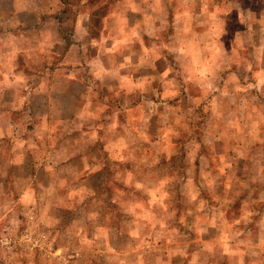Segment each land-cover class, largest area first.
I'll return each instance as SVG.
<instances>
[{
    "label": "clouds",
    "instance_id": "9594fccd",
    "mask_svg": "<svg viewBox=\"0 0 264 264\" xmlns=\"http://www.w3.org/2000/svg\"><path fill=\"white\" fill-rule=\"evenodd\" d=\"M65 7H0V138L50 165L48 185L0 184V264H264V0ZM56 75L83 87L80 103L37 115L25 140L13 115ZM89 144L99 159L85 163L111 167L107 201L88 171L60 164Z\"/></svg>",
    "mask_w": 264,
    "mask_h": 264
},
{
    "label": "rangeland",
    "instance_id": "374dc122",
    "mask_svg": "<svg viewBox=\"0 0 264 264\" xmlns=\"http://www.w3.org/2000/svg\"><path fill=\"white\" fill-rule=\"evenodd\" d=\"M65 3H66V7L63 9V12L66 16H71L72 8L75 3V0H65ZM57 77L60 76L56 75L55 78ZM55 78L53 79L50 77L51 83L44 84L43 87L45 91L37 93L32 98L30 104L27 106V109L25 111H18L14 113L13 120L21 122L24 125V127H26L27 129V132L25 133L23 139L26 140L27 133L32 132L34 130V126L36 124L41 123L40 121L35 119L37 115L43 114L45 112H50L55 107L64 106V104L59 103L56 100V97L52 96V89L55 88L54 87L55 83L56 85L59 84V86H61L62 89L64 88V86L65 89L67 87L66 85L62 86L60 81L55 82ZM49 88L51 89L50 94H48L47 92ZM101 99L103 100V96L101 97ZM74 105L77 104L74 103L73 106ZM29 117L33 118L31 123L28 122ZM76 132L77 133H74L72 135L66 134L64 136H61L60 139L55 141L56 147H59L61 144H64L66 142L77 140L80 137L81 132L80 131H76ZM88 147L89 149L92 148L99 149L100 145L89 144L83 147L84 150L73 151L72 154L67 157V159H61L60 164L61 166H66L73 170L84 169L88 171L89 174L87 177V183L95 189L97 194L104 196L105 200L107 201L112 195L111 190L106 186L107 180L112 175L111 167L105 166L104 169H101L102 168L101 166L100 167L96 166V167H92L93 171L92 168L87 169L88 163H85V161L82 158V155L90 154L89 152H87ZM99 151L100 149L98 151H95V154H93V155H97L98 159H99V155H98ZM10 159L12 162H10ZM194 164L197 168H199L201 161L197 159L196 161H194ZM177 166H180L179 161H177ZM246 167H247V163L245 161L238 162L237 172H236L237 176L242 175ZM49 168L50 165H48L46 162L41 161L40 154L34 149L30 148L27 144H20V146H18L17 141H14L7 137L0 138V184L7 186L13 181L18 183H23L25 181L35 178L36 182L44 185H48L50 183V176L48 174ZM94 170H96V172H94ZM88 190L89 189L86 187L82 188L81 194H83ZM238 209H239V204L235 206L234 211ZM70 219L71 217L68 214H65V222H68ZM125 219L126 217L122 216L118 212L114 213L112 219L113 229L115 231H119ZM249 227H252V225H249ZM109 243L110 244L115 243L118 247H124L126 245L125 238L119 236L114 242L112 240H109ZM93 264H97V262L93 261ZM100 264H103L102 259L100 261ZM172 264H179V258H174L172 260ZM219 264H226V261L222 260L219 262Z\"/></svg>",
    "mask_w": 264,
    "mask_h": 264
},
{
    "label": "crops",
    "instance_id": "0c3cea01",
    "mask_svg": "<svg viewBox=\"0 0 264 264\" xmlns=\"http://www.w3.org/2000/svg\"><path fill=\"white\" fill-rule=\"evenodd\" d=\"M6 6H7V0H5L4 5H0V7H6ZM74 58H75L74 57V53L69 48V50L66 52V59L67 60H72ZM68 67L71 68V64H69ZM56 81H60L61 85L62 86L63 85H66L67 88L65 89V86H64V88L62 89L61 86H59V84L56 85V83H55ZM55 82H54L55 83L54 84V87L55 88L52 89V96L56 97V100L59 103H62L64 105L73 106L74 103L78 104L80 102L81 94L84 91V89H83V87L81 85H78L76 83H68V82H65V80L61 76L55 78ZM103 95H104V93H101V95L97 98L101 103L103 102V100L101 99V97ZM74 133H77V132L76 131H73L70 134L72 135ZM83 147L84 146L81 147V150H84ZM99 149H97V148L89 149V147H88L87 152H89L90 154H95V151H98ZM87 165H88V168L87 169H90V168L96 167V166L100 167V165H98V164H92V163H89V162H88ZM105 166L106 167H110V165L106 164L101 169H104ZM92 171H93V168H92ZM94 172H96V170H94Z\"/></svg>",
    "mask_w": 264,
    "mask_h": 264
}]
</instances>
